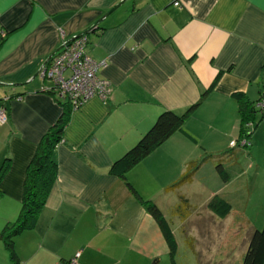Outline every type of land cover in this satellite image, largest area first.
I'll return each instance as SVG.
<instances>
[{
	"label": "crops",
	"instance_id": "0c3cea01",
	"mask_svg": "<svg viewBox=\"0 0 264 264\" xmlns=\"http://www.w3.org/2000/svg\"><path fill=\"white\" fill-rule=\"evenodd\" d=\"M120 1L0 0V108L8 117L0 124V168L9 158L0 182V264H13L1 232L18 219L28 164L63 113L45 92L52 82L37 73ZM86 53L105 61L98 75L111 83V96L90 98L69 115L53 151L57 177L32 228L16 235V254L22 264H71L77 253V264H159L169 258L162 230L110 166L162 111L182 114L197 105L185 133L174 132L126 174L139 196L164 212L179 194L188 197L187 184L166 187L187 163L224 152L238 139L235 93L250 100L264 93V0H128L88 34ZM250 141L223 162L224 186L215 159L190 183L205 177L211 197L236 182L250 193L264 187V119ZM205 212L211 223H225L234 208L224 219Z\"/></svg>",
	"mask_w": 264,
	"mask_h": 264
},
{
	"label": "trees",
	"instance_id": "16d2710c",
	"mask_svg": "<svg viewBox=\"0 0 264 264\" xmlns=\"http://www.w3.org/2000/svg\"><path fill=\"white\" fill-rule=\"evenodd\" d=\"M83 36L88 38V34ZM219 76L220 74L215 77L212 86L216 83ZM45 92L53 95L56 100L59 101L63 107V113L58 119V122L43 136L41 142L37 146L34 156L28 164L18 219L15 222L6 225L1 232V239L9 252L10 260L13 264H22L15 251L14 239L16 235L24 229L32 228L40 211L45 205L46 198L57 177L58 165L53 157V151L62 139V133L68 122L69 115L75 109L73 100L69 99V97L61 96L55 91L54 86L47 89ZM110 96L111 93L103 99L106 100ZM94 97L98 98V96ZM234 98L238 103L240 116V133L238 139L232 141L230 143V148L224 152L216 155L204 152L201 158L187 163L184 173L176 182L166 187V192L175 191L182 185L190 183L202 164L210 159H215L217 161L216 171L221 180L224 182L229 180V173L226 166L224 167L223 164L226 163V161L228 162L232 159H236L238 153L241 152L242 149L244 150L250 146V139L255 125H258L264 119V93H262L257 100H250L243 93H235ZM196 106L197 105H192L182 114L169 110L162 111L157 116L152 126L140 136L136 143L123 155L113 161L109 171L112 175L120 177L126 181V184L136 195H138L141 203L145 206L150 216L161 228L164 239L167 243L170 264H178L177 258L179 254V242L176 237V231L171 224L173 222L172 218L178 217L180 222L185 223L193 214L195 206L191 204L188 197L179 194L178 203L168 209V213L166 214L156 201L151 199L145 200L140 197L133 185L127 181L126 174L152 153V151L158 148L174 132L181 131L185 133L183 130L184 122L191 115ZM1 108L6 113L5 108ZM6 118L7 122V114ZM8 169L9 158H6L0 168V182ZM206 207L212 214L222 219L228 217L232 213V205L230 202L219 194H215L211 197ZM245 218L248 221V228L252 223H250V220L247 217ZM249 229L250 232L247 238L248 245L244 252L241 264H264V223L261 228L254 225L252 227L250 226ZM182 231L184 234L185 230ZM188 240L191 239L188 238ZM190 250L193 254L192 257L196 258L197 253L192 245Z\"/></svg>",
	"mask_w": 264,
	"mask_h": 264
},
{
	"label": "rangeland",
	"instance_id": "374dc122",
	"mask_svg": "<svg viewBox=\"0 0 264 264\" xmlns=\"http://www.w3.org/2000/svg\"><path fill=\"white\" fill-rule=\"evenodd\" d=\"M257 138L260 137L257 136ZM204 178L198 177L193 183H187L188 186L185 188L188 199L195 206L194 215L189 218L190 224L180 222L178 217L172 218L171 224L179 242L177 263L206 264L203 255L209 253L207 260L210 263L208 264H241L248 245L249 228L254 226L252 223L247 228L248 221L245 217L253 218V222L257 223L258 228L263 227L264 212H262L261 199L264 196V187H258L255 192L251 193L247 188L244 191L242 184L237 182L229 184L225 188L220 187L218 193H221V196L227 201L228 197L231 199L232 203L230 202V204L234 208V212L228 222L211 223L205 212V210L209 212L205 204L210 200L212 188L210 182ZM220 183L222 186L225 184L223 181ZM244 211H247L246 216L241 214ZM165 213L167 214L168 211L166 210ZM182 230H185L184 234ZM191 245L197 253L196 258L192 257ZM159 264H170L169 258L163 257Z\"/></svg>",
	"mask_w": 264,
	"mask_h": 264
},
{
	"label": "built area",
	"instance_id": "2783aa9c",
	"mask_svg": "<svg viewBox=\"0 0 264 264\" xmlns=\"http://www.w3.org/2000/svg\"><path fill=\"white\" fill-rule=\"evenodd\" d=\"M87 42V37L80 36L65 43L40 72V78L50 80L57 93L73 100L74 107L94 96L103 99L112 91L111 83L98 76L106 66L105 61L97 62L86 53ZM6 120V113L0 108V124ZM75 259L72 264H76Z\"/></svg>",
	"mask_w": 264,
	"mask_h": 264
},
{
	"label": "water",
	"instance_id": "95a60500",
	"mask_svg": "<svg viewBox=\"0 0 264 264\" xmlns=\"http://www.w3.org/2000/svg\"><path fill=\"white\" fill-rule=\"evenodd\" d=\"M128 0H121L118 4H116L113 8H111L108 12H107V14H105V16L101 19V20H99V21H97L95 24H93L92 26H90V28H88L86 31H84V32H82L81 34H79L78 36H75L74 38H72L71 40H69L67 43H69V42H71L72 40H74L76 37H80V36H83V35H86V34H89V33H91V32H93V31H95L96 29H98V27H99V23L101 22V21H103L104 19H105V17H107L108 15H110L111 13H113L114 11H116L120 6H122L125 2H127ZM59 50V49H58ZM57 50V51H58ZM56 51V52H57ZM56 52H54L51 56H50V58L46 61V63L47 62H49V60L56 54ZM45 66V65H44ZM44 66H43V68H44ZM42 68V69H43ZM42 69L37 73V76H39L40 75V72L42 71ZM1 84V83H0Z\"/></svg>",
	"mask_w": 264,
	"mask_h": 264
},
{
	"label": "clouds",
	"instance_id": "9594fccd",
	"mask_svg": "<svg viewBox=\"0 0 264 264\" xmlns=\"http://www.w3.org/2000/svg\"><path fill=\"white\" fill-rule=\"evenodd\" d=\"M51 60V59H50ZM50 60H49V62H50Z\"/></svg>",
	"mask_w": 264,
	"mask_h": 264
},
{
	"label": "flooded vegetation",
	"instance_id": "af4514ba",
	"mask_svg": "<svg viewBox=\"0 0 264 264\" xmlns=\"http://www.w3.org/2000/svg\"><path fill=\"white\" fill-rule=\"evenodd\" d=\"M99 76V75H98Z\"/></svg>",
	"mask_w": 264,
	"mask_h": 264
}]
</instances>
